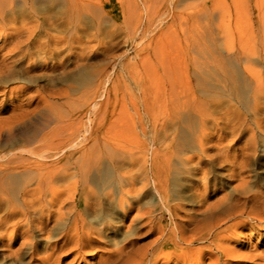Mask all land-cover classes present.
<instances>
[{
    "label": "bare ground",
    "instance_id": "1",
    "mask_svg": "<svg viewBox=\"0 0 264 264\" xmlns=\"http://www.w3.org/2000/svg\"><path fill=\"white\" fill-rule=\"evenodd\" d=\"M46 2L62 4L61 15L38 6ZM87 7L84 0H0V94H6L4 82L22 79L30 85L18 91L40 97L34 108L25 106L20 121L0 130L2 264H233L236 257L264 264V255H244L226 244L236 241L239 228H258L264 235V181L246 177L249 163L264 165V117L252 116L255 128L248 129L245 116H201L204 112L194 108L199 116L162 117L165 139L169 127L173 134L150 161L142 154L134 158L133 150L118 144L106 149V163L82 156L90 150L82 141L93 130L78 134L73 117L78 77L89 76L85 70L77 75L76 53L77 18ZM43 76L65 83L40 85ZM101 84L83 94L91 109L105 90ZM258 85L251 93L254 107L264 103ZM60 98L70 104L64 115L58 112ZM17 100L21 108L25 103ZM150 123L153 131L159 124ZM139 124L146 135V123ZM244 129L250 134L246 142H228ZM224 163L229 180L237 183L218 194L219 180L209 181L208 165ZM102 170L112 176L109 187H103ZM172 170L181 174L173 180L189 192L191 208L181 203L183 197L181 202L174 197Z\"/></svg>",
    "mask_w": 264,
    "mask_h": 264
},
{
    "label": "rangeland",
    "instance_id": "2",
    "mask_svg": "<svg viewBox=\"0 0 264 264\" xmlns=\"http://www.w3.org/2000/svg\"><path fill=\"white\" fill-rule=\"evenodd\" d=\"M84 1L88 3L87 10H80L77 18V75L85 70L89 76L78 77L79 88L75 94L78 104H74L76 112L73 117L77 123L74 121L73 125L78 128V134L85 128L89 131L92 128L93 132L85 134L82 145L88 144L90 150L82 156L106 163V149L111 147L110 144H118L133 150L134 158L146 156L150 161L157 147L166 144L173 134L169 127L166 130L168 138L165 139V130L160 126L163 118L199 116L195 109L204 112L201 116H245L248 129V126L255 128L252 116L264 117V103L254 107L251 94L259 83L258 88L262 87V90H258L264 96V0ZM38 6L53 17H59L63 9L62 4L53 2ZM24 81L14 79L3 83L6 94H0V130L20 121L18 115L25 111V106L30 110L40 101L37 95L26 98L30 92L22 95L23 92L18 91L20 85H30ZM58 81L43 76L38 83L47 86L48 83L58 86L65 83ZM100 81L105 90L97 98L96 107L91 109L86 105L83 94L96 88ZM17 98L25 103L21 108L17 105ZM64 99H56L58 112L62 115L70 107ZM152 119L159 123L154 131L150 123ZM141 121L146 123V135L141 133ZM249 135V131L244 129L238 139L228 142L243 144ZM77 155L82 158L78 151ZM208 167L211 172L209 181L219 180L216 187L221 192L218 194L229 192L237 183L229 180L227 163L214 167L209 164ZM106 174L104 170L99 173L106 177L102 178L103 187H109V177H112ZM176 175L173 170L169 173V187L178 200L184 198V201H179L185 204V208H191L195 203L185 197L189 192L183 184L180 185V180L177 182L181 174L177 175L176 181L173 180ZM254 176L264 181V165L255 167L249 163L246 177L251 182ZM145 197L144 201L150 199V196ZM147 204L150 201L144 205ZM113 222L114 226L119 224L116 219ZM238 232L240 236H236V241L227 242L228 246L240 249L244 255H264V235L260 229L239 228ZM234 259L233 264H253L248 258ZM255 262L261 260L255 258Z\"/></svg>",
    "mask_w": 264,
    "mask_h": 264
}]
</instances>
